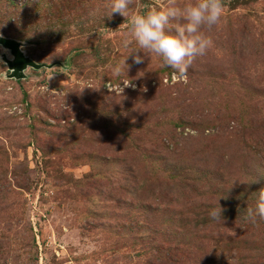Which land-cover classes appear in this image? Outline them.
<instances>
[{
    "label": "rangeland",
    "instance_id": "374dc122",
    "mask_svg": "<svg viewBox=\"0 0 264 264\" xmlns=\"http://www.w3.org/2000/svg\"><path fill=\"white\" fill-rule=\"evenodd\" d=\"M109 3L0 0V35L44 64L10 78L0 45V264H264V220L244 219L264 188V0H222L183 75L127 57Z\"/></svg>",
    "mask_w": 264,
    "mask_h": 264
},
{
    "label": "clouds",
    "instance_id": "9594fccd",
    "mask_svg": "<svg viewBox=\"0 0 264 264\" xmlns=\"http://www.w3.org/2000/svg\"><path fill=\"white\" fill-rule=\"evenodd\" d=\"M132 0H110L103 17L111 18L119 13L128 20V28L123 34L122 44L135 45L129 54H133L134 63H140L144 56L136 53H154L162 63L183 75L194 57L203 55L212 41L204 34V29L216 25L222 14V0H168V3L155 10L142 14H130ZM88 17L97 16V10H90ZM124 64H126V59ZM112 71L119 74L122 66L117 64ZM130 83V82H129ZM129 83L123 82L124 85ZM223 213L221 207H211L209 217L219 221ZM257 218L264 220V188H261L254 208H248L244 216L246 222L256 223Z\"/></svg>",
    "mask_w": 264,
    "mask_h": 264
},
{
    "label": "water",
    "instance_id": "95a60500",
    "mask_svg": "<svg viewBox=\"0 0 264 264\" xmlns=\"http://www.w3.org/2000/svg\"><path fill=\"white\" fill-rule=\"evenodd\" d=\"M0 45L10 50L12 59H5L10 70V78L21 79L24 77V70L28 67L39 69L44 64H38L30 57L26 56L21 50L22 43L0 35Z\"/></svg>",
    "mask_w": 264,
    "mask_h": 264
}]
</instances>
